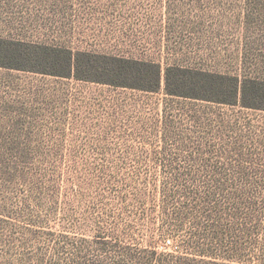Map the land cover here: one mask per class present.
<instances>
[{
	"label": "rangeland",
	"instance_id": "1",
	"mask_svg": "<svg viewBox=\"0 0 264 264\" xmlns=\"http://www.w3.org/2000/svg\"><path fill=\"white\" fill-rule=\"evenodd\" d=\"M2 40L0 264H264V0H0Z\"/></svg>",
	"mask_w": 264,
	"mask_h": 264
},
{
	"label": "trees",
	"instance_id": "2",
	"mask_svg": "<svg viewBox=\"0 0 264 264\" xmlns=\"http://www.w3.org/2000/svg\"><path fill=\"white\" fill-rule=\"evenodd\" d=\"M10 45L11 44H9L5 40L0 41V59L9 60V59H12L13 56H17V55L19 56V54H17L16 52H12L9 50ZM110 60L119 65L116 67L115 66L113 67V76H112L113 78L111 80L101 81L100 83H105V84L119 86V87H128L126 86L125 83L119 82L118 80L121 78L128 77L126 75H129L130 77H132L133 80L139 79V77L141 76L140 69L139 67H137L140 64L139 62L121 59V58H115V57L110 58ZM124 64L128 66H123ZM66 65L68 68V72L64 74L63 77H70L72 76L71 71L75 67L76 61H74L73 63L72 57L70 56L66 60ZM0 67L12 68L13 66L0 61ZM126 67L130 68L128 72L125 71ZM206 76L209 79L207 88L214 89V90H216V88L219 89V91L216 92V94H213V96H204V97H207L205 98L206 101L218 100L219 103L233 105L234 103H236L239 93H241V96H240L241 100L246 99V93H243L244 87H239L238 81L236 78L223 77V76H217V75H212V74H206ZM77 79L83 80V78H77ZM219 80H222L223 82H220ZM159 81H160V75H159V70H158L154 78L155 88L152 89L151 91H156L155 89L159 85ZM226 81L230 82V85H228L230 87V91L228 92L229 100H223L220 98V97H224L225 94L227 93L226 91L221 90L222 86L225 87ZM130 87H133V86H130ZM253 91H256V90H253ZM254 95H256V92L254 93ZM164 214L165 212L163 213V215ZM161 227L163 228V230L167 229V232L169 233L172 232L171 228L168 229L164 227V225H161ZM162 228H161V231H162ZM175 232H177V230H175ZM96 244L99 246V249H102L101 247H104V248L108 247V243L105 241L98 240ZM205 244L207 245L205 241L201 242V240L200 241L193 240L190 243H188L187 248H185L184 250H181V252L177 249V251L174 253H167L164 251L160 252L158 251V247L155 244H151L149 248L140 250L139 253H141L142 256L141 257L137 256L136 262L138 264H219L215 262L214 260H212L213 259L212 257H210V260H205L207 253H212L210 252L211 249H208L209 246L205 248ZM217 248L219 251L220 246H217ZM99 251L104 252L102 250H99ZM182 251H185V252H182ZM223 261L221 262V264H226V263H223ZM116 263L118 262L111 260L110 264H116ZM95 264H100V263L95 262Z\"/></svg>",
	"mask_w": 264,
	"mask_h": 264
}]
</instances>
